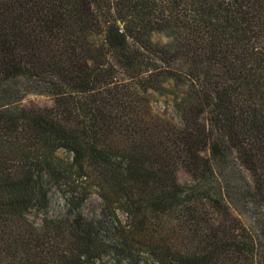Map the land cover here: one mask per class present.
I'll use <instances>...</instances> for the list:
<instances>
[{"label":"trees","instance_id":"obj_1","mask_svg":"<svg viewBox=\"0 0 264 264\" xmlns=\"http://www.w3.org/2000/svg\"><path fill=\"white\" fill-rule=\"evenodd\" d=\"M0 264H264V0H0Z\"/></svg>","mask_w":264,"mask_h":264},{"label":"rangeland","instance_id":"obj_2","mask_svg":"<svg viewBox=\"0 0 264 264\" xmlns=\"http://www.w3.org/2000/svg\"><path fill=\"white\" fill-rule=\"evenodd\" d=\"M158 101H159L158 110H160V112L180 122L178 115L175 113V110L173 108V102L170 97H166V98L161 97L158 99ZM23 103L26 105L45 106V105H50L52 103V100L48 95L31 93L23 99ZM98 205H99V200L96 194L92 192L89 200L83 206V212L87 214H92L97 209ZM65 206L66 204L64 201V196L62 194H60L57 191L51 194L50 207H49V214L51 216H56L64 213ZM30 217L37 222L40 221L39 216L35 215V213L33 212L30 214Z\"/></svg>","mask_w":264,"mask_h":264}]
</instances>
